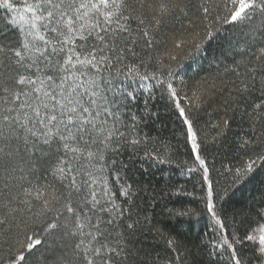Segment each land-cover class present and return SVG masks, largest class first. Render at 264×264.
<instances>
[{"label": "snow or ice", "instance_id": "6c2138e0", "mask_svg": "<svg viewBox=\"0 0 264 264\" xmlns=\"http://www.w3.org/2000/svg\"><path fill=\"white\" fill-rule=\"evenodd\" d=\"M0 9L10 14L9 31H15L0 39V264H29L36 252L42 264H188L178 240L138 203L154 207L153 186L130 179V165L109 155L125 145L133 153L143 147V158L164 165L172 164L178 151L171 142L153 144L134 135L140 119L135 113V123L124 124L119 106L105 92L113 72L155 81L180 121L188 151L183 164L198 174L203 207L168 209L169 219L180 227L183 218L206 215L218 228L213 248L220 258L227 255L228 264H264V205L243 237L228 232L221 214L229 190L254 181L258 167L264 170V147L256 150L264 145V101L241 114L251 135L237 144L240 163L227 169L226 186L213 179L204 155L208 143L227 137V113L257 83L264 95V0H0ZM176 25L187 37L177 36ZM225 32L243 38L246 61L226 69L237 79L228 88L205 78L189 95L174 82L176 69ZM166 33L171 48L154 57L168 42ZM225 89V115L209 140L197 126L200 113ZM153 98L151 89L142 101L127 92L121 104L147 106ZM171 194L194 196L183 187ZM246 242L252 249L247 260L238 247ZM160 244L163 253L152 260L146 248Z\"/></svg>", "mask_w": 264, "mask_h": 264}, {"label": "trees", "instance_id": "16d2710c", "mask_svg": "<svg viewBox=\"0 0 264 264\" xmlns=\"http://www.w3.org/2000/svg\"><path fill=\"white\" fill-rule=\"evenodd\" d=\"M10 14L0 9V31L4 35L0 39H8L15 36V31H9L8 20ZM231 27V26H229ZM178 37H187V33L176 25ZM219 41H212L205 44L207 51H202L192 59H182V66L176 69L174 82L184 88L191 95L194 86L201 80L207 79L211 84L213 81L218 87L221 81L231 87V81L236 80V75L226 69L237 66V62L245 60L246 57L241 49L244 47L243 38L239 35L233 36L230 32L220 34ZM191 39V37H188ZM166 44H161L159 50L154 53L160 56L165 48H171V40L165 34ZM229 40L232 45H229ZM240 41L239 44L236 42ZM137 51H140L137 49ZM155 66V62L150 61L149 69ZM239 71L243 73V64L239 65ZM107 75V74H106ZM259 80V76L257 77ZM155 81H140L131 79L126 75L112 73L105 83V92L109 99L115 100L120 108L121 118L125 125L131 126V114L135 113L140 119L132 130L133 134L142 139H148L149 143H159L160 141L171 142L174 149V159L172 164L158 165L153 161L143 158V147L139 152L133 153L129 146L125 145L119 153H110V157L118 162L129 164L131 172L129 177L132 180L144 183L147 181L155 190L154 207L147 208L146 201H138L142 208L147 209L178 242L181 244L182 253L187 257L188 264H228L227 255L220 258L219 253L213 248V243L219 240L218 228L212 223L210 218L202 215L199 219L183 218V224L176 227L174 221L169 219L168 209L187 210L201 209L202 202L199 195L202 192L199 182L196 179L198 174L188 173L183 161L188 159V151L183 143L180 131V121L168 106L166 99L161 98L158 88L154 87ZM149 89L154 93V98L145 106L140 102L147 99ZM133 92L140 98L135 106L121 104L122 93ZM228 97L227 89L222 93L218 92L215 103L208 111H201L198 128L207 135L208 139L214 134L213 125L224 117L223 102ZM264 101L259 84L256 90L247 94L246 98L240 102L234 111H229L227 115L231 118L230 130L227 137L219 144L208 143L204 155L208 164L212 168L213 179L219 181L221 185L229 182L228 168H234L240 163L241 151L237 148L240 138L251 135L247 117L241 118V114L252 110V106ZM207 107V106H205ZM158 114V115H157ZM264 145H258L257 151ZM256 179L252 182H245L235 189L229 190V197L221 204L222 216L225 218L226 228L229 233L237 231L241 237L248 230V224L255 219V213L264 205V170L257 168ZM195 185V187H194ZM183 187L194 196H176L171 194L172 188ZM117 198L120 199L118 192ZM136 211L135 209L133 210ZM243 213V215H241ZM250 214L249 220H245V215ZM147 243H151L149 240ZM140 247V245H138ZM241 247V255L247 260L252 258V249L247 245ZM164 245L148 247L146 251L151 253V259L155 260L157 252L163 253ZM6 252V249L4 250ZM3 254V253H0ZM183 258V257H182ZM29 264H42L41 253L36 252L30 257Z\"/></svg>", "mask_w": 264, "mask_h": 264}]
</instances>
